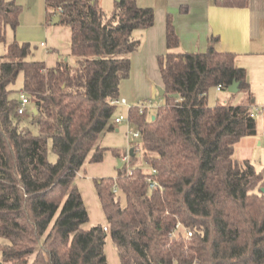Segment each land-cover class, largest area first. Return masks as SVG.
Wrapping results in <instances>:
<instances>
[{
    "label": "trees",
    "instance_id": "trees-1",
    "mask_svg": "<svg viewBox=\"0 0 264 264\" xmlns=\"http://www.w3.org/2000/svg\"><path fill=\"white\" fill-rule=\"evenodd\" d=\"M44 2L47 18L69 27L75 63L27 60L30 44L16 41L1 57V264H108L107 237L119 264H264V170L234 158L235 144L258 129L247 70L234 53L216 50L215 38L203 52L179 51L170 16L166 51L157 55L165 102L151 115L149 108H129L140 142L115 177L93 180L106 225L84 227L89 215L76 179L106 150L118 156L100 141L114 129L112 101L140 46L133 32L152 27L155 14L136 0L115 1L110 14L99 0ZM215 3L244 7L247 0ZM21 9L0 0V42L7 26L17 27ZM233 82L247 92V103L208 104L210 88ZM20 91L37 109L30 111L36 133L16 115ZM149 176L158 187H149ZM178 221L190 237L181 230L169 237Z\"/></svg>",
    "mask_w": 264,
    "mask_h": 264
},
{
    "label": "rangeland",
    "instance_id": "rangeland-1",
    "mask_svg": "<svg viewBox=\"0 0 264 264\" xmlns=\"http://www.w3.org/2000/svg\"><path fill=\"white\" fill-rule=\"evenodd\" d=\"M115 1L116 0H99L106 14L112 12ZM15 2L20 4L22 9L18 17L17 27L15 29L8 26L6 27L5 40L0 42V62L2 60L1 57L5 54L7 45L13 41L18 43L28 42L30 44L32 52L27 57V60L45 62L56 59L62 60L68 57L70 47L69 29L67 26L59 23L53 24L52 21L47 18V9L44 0H15ZM161 32H163V26L158 22H154L151 32L146 36L144 42L142 41L141 46L131 54L130 75L121 82L119 92V98H125L127 104H119L115 112V116L122 115L123 120L122 123L117 126V132L113 131L109 134V138L106 136L107 139L105 144L111 149L124 150L127 152L131 148L129 144H127V141L133 144H138L140 142L139 137L136 138L133 136L135 128L128 122V106L135 107L141 105V103L146 105L150 103L149 114L151 115L158 106L165 102V97L159 95L157 90V87H162V82L159 75L157 55H155V53L161 55L162 50L165 49L164 46L161 47ZM138 39L141 41V38L138 37ZM40 42H45L46 46H40ZM21 82L22 75L20 74L13 87L19 88ZM251 92L253 93L251 100H254L256 97L259 98V101L255 102L253 106V110L259 111L256 115L258 121L257 133L254 136L244 137L245 139L243 138L241 142L235 145L234 158L239 160L249 159L256 169L261 171L264 170V88L261 87L255 90L257 96L254 91L251 90ZM247 95V92L244 90L231 93L227 89L218 91L215 87H212L208 91L207 102L209 105H214L216 102L238 105L247 103ZM31 109L29 104L25 115H23V123L31 131L36 133L37 128L30 124ZM108 154V157H110L111 153ZM52 156L53 155L50 153L51 160H53ZM136 156L137 158H141L139 150L136 151ZM101 165L107 167L108 162L103 159V161L95 167H101ZM85 198L88 200L87 197ZM122 201L124 202V198ZM86 204L90 207L88 211L89 222L86 226H88L90 222L95 223L99 221L103 223V218L100 213L101 209L98 210L94 208L95 203L92 202V199L90 202L87 201ZM104 252L108 264H119L115 247L109 237L106 238Z\"/></svg>",
    "mask_w": 264,
    "mask_h": 264
},
{
    "label": "crops",
    "instance_id": "crops-1",
    "mask_svg": "<svg viewBox=\"0 0 264 264\" xmlns=\"http://www.w3.org/2000/svg\"><path fill=\"white\" fill-rule=\"evenodd\" d=\"M136 2L140 6L153 8L155 22L163 26L161 47L164 46L165 49L162 50V54L166 51L164 36L166 18L170 16L180 39L179 51L203 52L208 47L210 38H215V49L220 52L234 53L236 63L247 70L250 91L252 90L256 94L255 90L257 88H264V0H247L244 7H222L218 6L215 0H136ZM151 28L138 29L133 32L135 38H141L140 46L142 41L144 42L146 36L151 32ZM41 43H44V46ZM39 45L42 47L46 46L45 42H40ZM69 54L65 59L69 61V64H74L75 59L69 57ZM158 54L155 53V55ZM58 61L60 59L48 60L45 61V64L47 67H54ZM258 99V97L254 98V100L252 99V108L255 105L254 103L259 101ZM30 107L33 108L32 104H30ZM121 123L113 122L114 129L106 132L103 138H101L100 145L102 147L111 149L105 144L106 139L113 131H118L117 126ZM127 144H129V147L132 145L130 141H127ZM124 152V150H119L118 156H115L111 150H106L103 159L108 162L107 167H103L102 165L101 167H95L103 161L102 159L101 162L87 164L85 173L77 177L76 184L79 186L78 188L87 211H89L90 207L86 202H90L91 199L95 203L94 208L101 209L94 183H92L93 180L101 177H115L118 160ZM108 153H111L110 157H108ZM100 213L103 223L99 221L95 223L90 222L86 226L89 222L88 220L84 227L89 228L98 224L106 225L102 209Z\"/></svg>",
    "mask_w": 264,
    "mask_h": 264
},
{
    "label": "built area",
    "instance_id": "built-area-1",
    "mask_svg": "<svg viewBox=\"0 0 264 264\" xmlns=\"http://www.w3.org/2000/svg\"><path fill=\"white\" fill-rule=\"evenodd\" d=\"M61 11V8L60 7H56L55 8V12H60ZM42 46H44V43H41ZM216 89L219 91L221 89V86L218 85L216 87ZM18 99H19V104L16 108V115H19V116H23L25 115L26 111H27V107L28 105L30 104V101L28 99V96L25 92L23 91H20L18 93ZM113 104L115 105H119V104H127L125 98H118V99H115L112 101ZM131 106H128L127 107V111L129 110ZM139 108V111L141 112L144 108H149L150 107V103H148V105L144 104V103H141V105L137 106ZM258 113V111H252L250 114L251 116H256V114ZM123 120V116L122 115H119V116H115L114 119H113V122L114 123H121ZM133 136L138 138L139 137V132L134 130L133 132ZM120 160L121 162H127L129 160V151L127 152H124L121 157H120ZM151 174L155 173V170L154 169H151ZM263 177H264V174H263ZM147 183L149 185L150 188H155V187H158L159 184L158 182L153 179L152 177H148L147 178ZM113 192L117 193V187L114 185L113 186ZM103 229L106 230V226H103ZM183 231L185 236L186 237H190L192 235V231L186 227H184L179 221L174 225L173 227V231L169 234V237L170 238H173L175 236H177L178 234V231Z\"/></svg>",
    "mask_w": 264,
    "mask_h": 264
},
{
    "label": "water",
    "instance_id": "water-1",
    "mask_svg": "<svg viewBox=\"0 0 264 264\" xmlns=\"http://www.w3.org/2000/svg\"><path fill=\"white\" fill-rule=\"evenodd\" d=\"M118 1V0H116ZM59 21V17L58 16H54L53 20H52V23L55 24V23H58ZM66 60V59H65ZM238 82H233L231 85L228 86L227 90L231 93H235L238 91ZM157 90H158V93L159 95L163 96L164 94V89L162 87H157ZM173 97H177V94H174V95H171ZM32 112L34 114L37 113V109L35 107L32 108ZM134 152H133V148L131 147L129 149V155H133ZM121 165V160H118V167ZM261 192L264 193V186L261 188ZM1 264V262H0Z\"/></svg>",
    "mask_w": 264,
    "mask_h": 264
}]
</instances>
